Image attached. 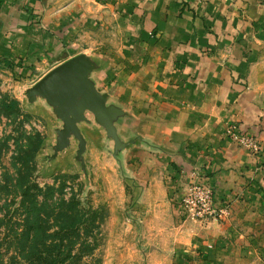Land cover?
I'll return each mask as SVG.
<instances>
[{
	"label": "crops",
	"instance_id": "1",
	"mask_svg": "<svg viewBox=\"0 0 264 264\" xmlns=\"http://www.w3.org/2000/svg\"><path fill=\"white\" fill-rule=\"evenodd\" d=\"M78 55L141 168L152 153L172 164L176 202L196 170L214 192L208 223L176 203V264H264V159L227 135L264 139V0H0V63H49L44 77Z\"/></svg>",
	"mask_w": 264,
	"mask_h": 264
},
{
	"label": "rangeland",
	"instance_id": "2",
	"mask_svg": "<svg viewBox=\"0 0 264 264\" xmlns=\"http://www.w3.org/2000/svg\"><path fill=\"white\" fill-rule=\"evenodd\" d=\"M16 63L7 60L0 63V102L5 98L17 100L22 113L27 115L19 122L6 119L0 111V209L3 210L0 213V264H14L17 254L15 241H10L9 229L4 230L1 219L6 213L7 217L15 215V220L23 216L16 190L10 186L8 190L3 189L6 184L13 185L17 178L15 156L18 146L27 143L34 148L31 141L22 138V133H39L43 138L35 159L33 183L40 188L64 186L65 199L74 198L81 208L92 213L95 229L88 238L82 235L80 242L84 239L94 251L90 256H83L80 264H176V250L173 249L176 203L183 221L203 224L216 217L189 213L182 206L189 187L197 183L210 190L212 208L217 212L214 192L204 185L201 171L191 173L181 199L176 202L175 167L172 164L165 167V159L152 153L149 167L142 169V154L130 152L135 136L127 134L131 132L125 120L116 123L119 140L125 145L116 152L114 141L90 113H86L88 122L78 125L86 142L82 159L78 158L79 143L74 137L70 138L66 149L55 154L57 131L63 128L62 121L45 100L38 98L29 103L25 95L52 66L46 63L35 67L28 59ZM227 135L253 159H264V139L242 130L237 124L229 125ZM261 165L257 163L255 173H264ZM148 173L149 181L142 182L140 177ZM76 245L74 243L72 247ZM78 245L74 253L80 252H76L80 248ZM16 264L25 263L17 259Z\"/></svg>",
	"mask_w": 264,
	"mask_h": 264
},
{
	"label": "trees",
	"instance_id": "3",
	"mask_svg": "<svg viewBox=\"0 0 264 264\" xmlns=\"http://www.w3.org/2000/svg\"><path fill=\"white\" fill-rule=\"evenodd\" d=\"M0 108L8 120L20 122L21 117H27L17 100L5 98L0 102ZM26 134L22 133V138L31 141L34 148H30L27 143L18 146L15 156L17 178L13 180V185L6 184L3 187L5 190L10 187L16 190L18 207L22 209L23 215L21 219L15 220V215L7 217L6 213L1 219L4 230L9 229L10 241H15L17 246L14 264L17 259L25 264H80L83 256H90L94 251L84 239L80 242L82 235L89 237L95 229L92 213L81 208L80 202L74 198L65 199L64 186L40 188L33 183L35 159L43 138L39 133ZM2 211L0 209V213ZM74 243L79 244L80 248L76 251L79 253H74L77 246L72 247Z\"/></svg>",
	"mask_w": 264,
	"mask_h": 264
},
{
	"label": "water",
	"instance_id": "4",
	"mask_svg": "<svg viewBox=\"0 0 264 264\" xmlns=\"http://www.w3.org/2000/svg\"><path fill=\"white\" fill-rule=\"evenodd\" d=\"M94 69L95 66L89 58L78 55L47 73L25 94L29 103H34L38 98L45 100L62 121L63 128L57 131L55 154L66 149L70 138L74 137L79 143L78 158L82 159L86 142L78 125L88 122L86 113L92 114L114 141L116 152L125 147L115 128L122 113L113 106H107V95L100 94L95 89L90 80Z\"/></svg>",
	"mask_w": 264,
	"mask_h": 264
},
{
	"label": "built area",
	"instance_id": "5",
	"mask_svg": "<svg viewBox=\"0 0 264 264\" xmlns=\"http://www.w3.org/2000/svg\"><path fill=\"white\" fill-rule=\"evenodd\" d=\"M212 204L213 199L210 190L197 183H193L189 187L187 195L182 200L183 208L194 214L216 215L217 213L213 210Z\"/></svg>",
	"mask_w": 264,
	"mask_h": 264
}]
</instances>
